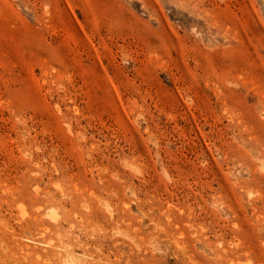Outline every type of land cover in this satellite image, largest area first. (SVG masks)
I'll list each match as a JSON object with an SVG mask.
<instances>
[{"label": "rangeland", "instance_id": "rangeland-1", "mask_svg": "<svg viewBox=\"0 0 264 264\" xmlns=\"http://www.w3.org/2000/svg\"><path fill=\"white\" fill-rule=\"evenodd\" d=\"M0 264H264V0H0Z\"/></svg>", "mask_w": 264, "mask_h": 264}]
</instances>
